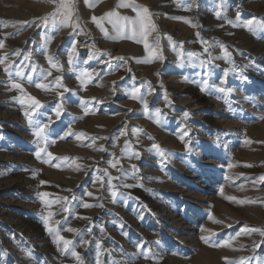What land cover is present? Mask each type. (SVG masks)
<instances>
[{"label":"rangeland","instance_id":"374dc122","mask_svg":"<svg viewBox=\"0 0 264 264\" xmlns=\"http://www.w3.org/2000/svg\"><path fill=\"white\" fill-rule=\"evenodd\" d=\"M107 1L0 0V264H264V0Z\"/></svg>","mask_w":264,"mask_h":264},{"label":"snow or ice","instance_id":"6c2138e0","mask_svg":"<svg viewBox=\"0 0 264 264\" xmlns=\"http://www.w3.org/2000/svg\"><path fill=\"white\" fill-rule=\"evenodd\" d=\"M86 2H87V0H86ZM124 6H128V5H124ZM62 10H63V11H62ZM143 12H144V13H147V12H148V9H147L146 7L143 8ZM106 15H110V14H106ZM138 15H139V13H138ZM218 15H219V14H218ZM51 16H52V18H53V23H54V24L57 22V20H59V24H61V25H62V24H65V23H68V22H71V18H72V3H71V0H61V2H60V4H59V6L57 7V9H56L53 13H51ZM92 19H93L94 22H97V23H98L96 17H93ZM237 19H239V17H238ZM46 21H47V18H45V26H47ZM255 24H256V21H255L254 19H249V20H247V21H245V22L243 23V26L246 27V28H248L249 30H252V29H253V25H255ZM98 26H100L99 23H98ZM259 27H260V28H264V24L259 25ZM145 47H148V45L145 44ZM190 55H195V54H190ZM225 55H226V56L228 55L226 49H225ZM69 62H70V63L72 62V60H71V56L69 57ZM50 63H51V60H50ZM5 71H8V69L5 68ZM204 83H205V85H207V80H205ZM13 87L19 88L20 85H19V84H15V85H13ZM37 87L44 88L45 85H43V84H37ZM203 90H205V88H202V91H203ZM218 90L221 91V92L224 91L223 88H220V89H218ZM30 99L33 100V103H34L37 107L40 106V102L37 101V100H35V98H30ZM156 112L158 113L159 110L157 109ZM186 115H187V114H186ZM42 132H43V128H40V129L37 130V132L35 133V135L39 137V136L41 135ZM181 139H183V137H181ZM126 146H127V142H126ZM153 148L158 149V146H157V145H153ZM44 151H45L44 148L39 149V150L36 152V156L39 157V156H40V153H41V152H44ZM122 154H124V153L122 152ZM133 154L136 155L137 157H138V155H139L138 153H133ZM159 154L161 155V157L164 156V152H163V151H160ZM49 155H51V154H49ZM112 166L115 167V164H113ZM133 167H135V166H133ZM115 179H119V178L117 177V178H115ZM41 183H44V182L42 181ZM125 187H132V185H125ZM40 195H41V196H46V195H48V194H47V193H42V194H40ZM86 195L91 196L92 194H91V193H86ZM112 196H113V197H116V196H117V192L113 191V192H112ZM230 199H234V198H230ZM114 202H115V201H114ZM84 206H85V207H88L89 205H84ZM47 224H48V222H47V220L45 219V226H46V228H47ZM47 230H48L49 232L52 231L51 228H47ZM67 230L70 231V232H71V231H75L74 229H71V228H69V229H67ZM58 239L61 240V241H63V243H64L66 249H67V246H68V245L72 244V241H70V240H66V239H64L63 237H58ZM138 248H140V250H141V254H143V255L145 256V258H147V256H148V252L144 250V246H143V244L138 245ZM72 254H73L74 256H78V254L75 253V252H73ZM250 259H252V258H243V260H250ZM243 260L241 261V264H243Z\"/></svg>","mask_w":264,"mask_h":264},{"label":"bare ground","instance_id":"6f19581e","mask_svg":"<svg viewBox=\"0 0 264 264\" xmlns=\"http://www.w3.org/2000/svg\"><path fill=\"white\" fill-rule=\"evenodd\" d=\"M51 1V0H50ZM58 1V0H57ZM91 1V0H90ZM107 1V0H106ZM92 2H93V0H92ZM108 2V1H107ZM112 2V1H111ZM111 2H109L110 4L109 5H111L112 3ZM178 1L177 0H150V4L154 7V8H162V9H166L168 6H174V5H179V3H177ZM55 3V2H54ZM169 8V7H168ZM157 10V9H156ZM80 38L82 39V42L81 43H79V45L81 46V49L82 50H85L86 48L85 47H89L90 48V44H88V45H85V43H87L88 41H89V39L90 38H92V37H89L88 35L86 36H80ZM96 42V41H95ZM124 42V41H123ZM121 43H122V41H121ZM126 43H129V42H126ZM124 46V45H123ZM131 46V45H130ZM94 47H95V45H94ZM85 48V49H84ZM125 46H124V48H122V50L124 49L125 50ZM133 48H136V46L135 47H133ZM94 49V48H93ZM92 49V50H93ZM137 49V48H136ZM90 50H91V48H90ZM103 50V49H102ZM121 50V51H122ZM131 50V49H130ZM138 50V49H137ZM141 50V49H140ZM126 51V50H125ZM100 52V51H99ZM113 52V51H112ZM137 52V51H136ZM139 52V51H138ZM137 52V53H138ZM107 54H109V53H107ZM114 55H117V53H113ZM112 55V54H111ZM114 55H113V57H114ZM123 55V54H122ZM100 56V55H99ZM118 56V55H117ZM114 59V58H113ZM88 61V60H87ZM104 61V60H103ZM99 64V63H98ZM100 64H103V63H100ZM131 64V63H130ZM110 65V64H109ZM127 69H126V73L127 72H131V69H130V67H126ZM134 68V67H133ZM2 158V157H1ZM7 187V186H6ZM3 189H4V187H3ZM5 201V200H4ZM3 201V202H4ZM12 201V200H11ZM7 203V202H6ZM12 203V202H11ZM4 204H5V202H4ZM8 204H10V200L8 201ZM5 211V210H4ZM3 209L1 210L0 209V214H2L3 212ZM183 228V227H182ZM208 261H209V259H207ZM208 261L206 262L207 264H208ZM210 261H212V260H210ZM213 263V261L210 263V264H212Z\"/></svg>","mask_w":264,"mask_h":264}]
</instances>
